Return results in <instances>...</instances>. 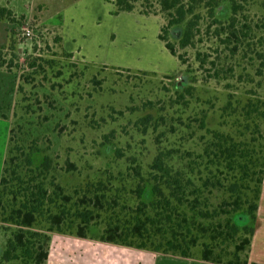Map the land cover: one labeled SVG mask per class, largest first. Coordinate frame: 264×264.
<instances>
[{"label": "rangeland", "instance_id": "obj_1", "mask_svg": "<svg viewBox=\"0 0 264 264\" xmlns=\"http://www.w3.org/2000/svg\"><path fill=\"white\" fill-rule=\"evenodd\" d=\"M21 1L29 13L0 21L9 63L0 66V176L20 124L32 167L49 158L41 177L51 199L34 228L47 230L63 213L46 264H158L179 244L192 258L213 248L214 259L243 262L247 248L236 258L235 247L264 186V0H214L212 15L200 8L193 47L178 49L185 64L157 36L161 15L113 14L114 0ZM233 21L235 54L232 40L223 43ZM181 33L176 26L169 37ZM242 152L257 162L248 177L236 164ZM235 197L237 210L228 205ZM196 203L212 215L192 217ZM15 228L0 221V259Z\"/></svg>", "mask_w": 264, "mask_h": 264}, {"label": "trees", "instance_id": "obj_2", "mask_svg": "<svg viewBox=\"0 0 264 264\" xmlns=\"http://www.w3.org/2000/svg\"><path fill=\"white\" fill-rule=\"evenodd\" d=\"M115 9L112 11L113 14H119L120 12H138L144 15H161L164 22L160 26L158 38L164 43L165 47L169 52L177 57L181 64H185V60L182 54L178 53V49H185L189 46L194 45L197 36L199 35L200 22L203 18V14L199 11L200 8L208 9V12L212 15L214 13L217 5L214 0H114ZM139 6V7H138ZM13 15V11L5 6H0V21L4 19H9ZM176 26H182V33L178 40H171L169 37L170 31ZM58 41H62L61 36L57 37ZM232 40L233 46L230 48L231 54H235L238 50V40L239 33L235 21H233L229 26L228 36L223 39V43H230ZM14 49V48H12ZM71 56L72 54L69 53ZM201 52L197 53L198 60L200 63H205V58H201ZM4 59L1 58L0 52V66L8 65ZM18 125V124H17ZM14 125L10 129L9 145L7 153L3 162V168L0 176V221L2 223L13 224L16 226L12 230L11 234L7 237L5 243V249L3 255L0 259V264H5L6 262L12 260H21L22 264H46L49 256L50 240L51 236L49 231H51L54 225L60 226L63 220V213L53 214L50 216L49 221L51 227L47 230L34 228V223L37 220L38 215H41L44 206L50 201V195L48 187L45 185V178L41 177L43 170L49 166V158L44 157L40 166L33 168V154L30 153L26 148L25 143L22 142L23 139L17 134L19 130L23 127L22 125ZM262 153V152H261ZM229 155V153L227 152ZM230 159L234 156L229 155ZM253 155L247 154V152H242L237 160L236 164L240 170L249 176L250 166L249 163H255L254 167H257V162L253 160ZM207 165V164H206ZM44 168V169H43ZM46 170V169H45ZM256 171V170H255ZM193 172V171H192ZM258 174L259 172H253ZM260 173L263 175L264 170L261 169ZM213 174V172H209ZM210 177H205L204 182ZM192 180V178L190 179ZM185 181H189L185 178ZM263 177H258L259 185L262 184ZM210 183V180H208ZM205 185V184H204ZM60 188V187H59ZM61 189V188H60ZM232 193H236L237 182L231 187ZM256 201L250 203L246 210V213L250 215L252 221L256 218V212L258 210V200L261 193V185L257 186ZM154 192L160 191L159 186H154ZM226 203H217L216 209H220ZM199 204L196 203V207L192 208V217L199 216L200 218H208L212 215L209 211L197 209ZM228 205L232 206L234 210H237L239 206L238 197ZM218 213V212H216ZM186 222L188 219L185 220ZM143 226L145 225L142 223ZM4 229H10L9 226L1 225ZM134 229L138 232L141 231V225H137ZM245 236L239 244L236 245L234 255L236 258L239 257V252L247 248V255L243 262L240 261H230L224 262L212 258L214 254V249L204 248L201 253V259L220 264H248V252L251 243V237L254 232V226L245 225L241 228ZM239 229L236 224L233 225V232H238ZM78 236L85 237L86 234L83 229H80ZM108 241L114 242L116 237L110 236ZM173 247V246H172ZM189 248L188 245L183 246L179 244L174 246V251H171L174 255H179L183 257H192V254L186 249ZM160 251L161 249H155ZM164 253H169V251H163ZM258 264V263H251Z\"/></svg>", "mask_w": 264, "mask_h": 264}, {"label": "crops", "instance_id": "obj_3", "mask_svg": "<svg viewBox=\"0 0 264 264\" xmlns=\"http://www.w3.org/2000/svg\"><path fill=\"white\" fill-rule=\"evenodd\" d=\"M21 3H22L21 0H0V6H5L10 8L13 11V14H15L16 16L22 13H29L28 8L25 9V11L20 10ZM63 23L65 26V23H67V18H65ZM60 36L62 38V45L65 47V42L66 39L68 38V33H66V27H62ZM67 50L72 52L74 54V57H81L84 60H86L84 58V55H81L80 49H78V51L76 52L70 49ZM252 224L254 226V232L251 237V243L248 252V260H249L248 264H251L253 262L258 264H264V186L263 185L261 187L260 201H259L258 210L256 212V218L254 221H252ZM50 254L48 258L50 257ZM163 255L168 256V260L158 262V264H220V263L208 262L202 260L201 258L183 257V256L171 255V254H163Z\"/></svg>", "mask_w": 264, "mask_h": 264}, {"label": "built area", "instance_id": "obj_4", "mask_svg": "<svg viewBox=\"0 0 264 264\" xmlns=\"http://www.w3.org/2000/svg\"><path fill=\"white\" fill-rule=\"evenodd\" d=\"M27 34L29 35V34H30V32L28 31V32H27Z\"/></svg>", "mask_w": 264, "mask_h": 264}]
</instances>
